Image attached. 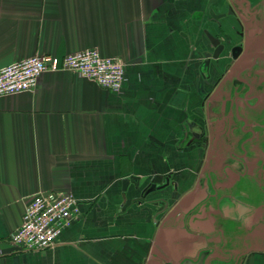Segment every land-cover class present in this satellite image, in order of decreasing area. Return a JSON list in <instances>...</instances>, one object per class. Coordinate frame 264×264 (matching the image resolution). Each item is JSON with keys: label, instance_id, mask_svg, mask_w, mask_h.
Wrapping results in <instances>:
<instances>
[{"label": "crops", "instance_id": "0c3cea01", "mask_svg": "<svg viewBox=\"0 0 264 264\" xmlns=\"http://www.w3.org/2000/svg\"><path fill=\"white\" fill-rule=\"evenodd\" d=\"M90 47L121 92L63 69L0 96V264H264V0H0V68ZM47 191L78 211L20 250Z\"/></svg>", "mask_w": 264, "mask_h": 264}, {"label": "built area", "instance_id": "2783aa9c", "mask_svg": "<svg viewBox=\"0 0 264 264\" xmlns=\"http://www.w3.org/2000/svg\"><path fill=\"white\" fill-rule=\"evenodd\" d=\"M63 69L113 92H121L126 81V67L120 59L103 56L97 47H90L62 57L36 54L0 68V96L36 90L45 72ZM77 207L78 200L69 192L35 195L25 206L21 225L11 235L12 243L25 251L53 248L62 230L74 219Z\"/></svg>", "mask_w": 264, "mask_h": 264}, {"label": "water", "instance_id": "95a60500", "mask_svg": "<svg viewBox=\"0 0 264 264\" xmlns=\"http://www.w3.org/2000/svg\"><path fill=\"white\" fill-rule=\"evenodd\" d=\"M211 43L213 44L214 46V51L212 53V56H208L205 61H204V67H207L211 61V59H218L222 54L223 52L225 51L226 49V46L225 44L221 41V39L213 36L212 34L210 33H207ZM243 51V46L241 45H235L234 47H232V49L230 50V56L233 60H236L242 53ZM245 55V54H244Z\"/></svg>", "mask_w": 264, "mask_h": 264}]
</instances>
